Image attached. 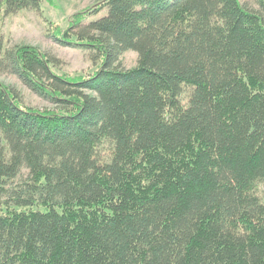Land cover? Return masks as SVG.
Masks as SVG:
<instances>
[{"label":"trees","instance_id":"trees-1","mask_svg":"<svg viewBox=\"0 0 264 264\" xmlns=\"http://www.w3.org/2000/svg\"><path fill=\"white\" fill-rule=\"evenodd\" d=\"M263 12L101 0L55 35L90 50L95 71L59 74L29 45L6 55L54 108L0 82V264H264Z\"/></svg>","mask_w":264,"mask_h":264},{"label":"rangeland","instance_id":"rangeland-1","mask_svg":"<svg viewBox=\"0 0 264 264\" xmlns=\"http://www.w3.org/2000/svg\"><path fill=\"white\" fill-rule=\"evenodd\" d=\"M101 0H44L41 10L23 9L14 14L0 10V82L15 89L25 106L37 109L54 108L50 100L32 90L9 66L8 57L20 46H33L48 56L59 60L55 71L69 77L93 72L100 61L95 63L92 52L88 49L66 44L56 38V33L64 32L75 15L95 5ZM248 8L263 12L259 0H241ZM264 13V12H263ZM7 55V56H6ZM139 55L134 50H127L120 56V66L132 69L138 65ZM189 92H185L187 100ZM1 137V133H0ZM112 151L111 143L99 146V156L105 160ZM29 170L24 169L13 185L26 180ZM264 196V184L259 189Z\"/></svg>","mask_w":264,"mask_h":264}]
</instances>
